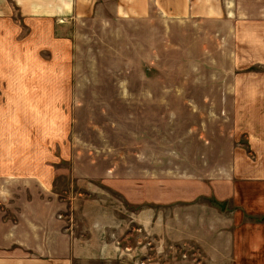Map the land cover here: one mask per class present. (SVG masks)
<instances>
[{"label":"rangeland","instance_id":"374dc122","mask_svg":"<svg viewBox=\"0 0 264 264\" xmlns=\"http://www.w3.org/2000/svg\"><path fill=\"white\" fill-rule=\"evenodd\" d=\"M227 1L230 18L225 11L209 21H170L158 11L147 19L118 18L106 4L72 21L70 96L45 102L56 110L46 134L50 151H39L49 158L50 181L11 182L13 197L0 208L6 202L22 210L23 222L29 217L79 236L99 230L104 213L115 219L119 227L109 228L125 257H77L73 264H205L195 240L155 232L163 211L169 227L173 205L147 204L153 227L145 237L142 192L138 203L118 188L128 179L142 185L229 177L237 194L221 201L226 208L243 210L264 197V0ZM217 202L202 197L181 204L221 207ZM29 206L46 213L30 214ZM2 214L15 219V209ZM250 216L264 221V213Z\"/></svg>","mask_w":264,"mask_h":264},{"label":"crops","instance_id":"0c3cea01","mask_svg":"<svg viewBox=\"0 0 264 264\" xmlns=\"http://www.w3.org/2000/svg\"><path fill=\"white\" fill-rule=\"evenodd\" d=\"M105 4L110 5L113 17L131 20L147 19L153 11L170 21L185 17L209 21L220 19L225 11L230 16L225 9L229 5L227 0H0V202L7 199L9 203L13 197L11 182L50 181L46 174L49 158L41 157L39 151L45 147L49 153L46 134L56 117V110L46 107L45 102L70 96L67 28L72 21L85 19ZM41 126L45 128L40 137ZM120 184L118 190L132 202L139 203L136 197L142 192L145 237L150 238L153 227L147 204L161 209L164 204H171L175 216L169 218V227L164 211L155 222L159 237L195 240L205 264H264V221L250 216L264 213V197L243 210L226 208L221 201L231 200L237 194L232 178L144 179L142 185L128 179ZM202 197H213L222 206L181 204ZM29 208L30 214L46 213L39 206ZM14 209L12 221L3 216L2 213ZM20 210L6 202L0 208V264H73L77 257H125L117 231L109 228H118L119 224L112 218L103 219L105 213L96 227L99 230L92 236H79L69 227V231L66 227L47 230L41 224L29 222V217L23 222L18 217ZM174 218H179L180 223ZM130 247L126 246L127 256L132 254Z\"/></svg>","mask_w":264,"mask_h":264}]
</instances>
